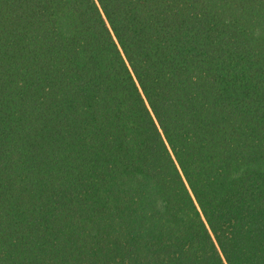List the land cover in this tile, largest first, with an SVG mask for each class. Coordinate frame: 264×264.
I'll return each mask as SVG.
<instances>
[{"label": "trees", "instance_id": "16d2710c", "mask_svg": "<svg viewBox=\"0 0 264 264\" xmlns=\"http://www.w3.org/2000/svg\"><path fill=\"white\" fill-rule=\"evenodd\" d=\"M0 264H264V0H0Z\"/></svg>", "mask_w": 264, "mask_h": 264}, {"label": "snow or ice", "instance_id": "6c2138e0", "mask_svg": "<svg viewBox=\"0 0 264 264\" xmlns=\"http://www.w3.org/2000/svg\"><path fill=\"white\" fill-rule=\"evenodd\" d=\"M186 2H195V0H186ZM92 3L95 8H99L101 4H103L105 8L108 7V0H92Z\"/></svg>", "mask_w": 264, "mask_h": 264}]
</instances>
